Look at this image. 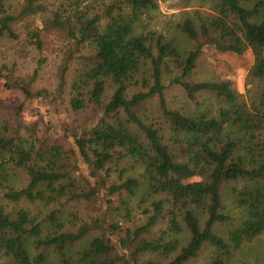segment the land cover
<instances>
[{
  "label": "trees",
  "instance_id": "obj_1",
  "mask_svg": "<svg viewBox=\"0 0 264 264\" xmlns=\"http://www.w3.org/2000/svg\"><path fill=\"white\" fill-rule=\"evenodd\" d=\"M204 1L181 42L136 31L158 0H0L3 264H227L263 232L264 0ZM247 52L243 93L190 80L206 53Z\"/></svg>",
  "mask_w": 264,
  "mask_h": 264
},
{
  "label": "rangeland",
  "instance_id": "obj_2",
  "mask_svg": "<svg viewBox=\"0 0 264 264\" xmlns=\"http://www.w3.org/2000/svg\"><path fill=\"white\" fill-rule=\"evenodd\" d=\"M210 11L209 5L204 0H158V8L153 10L150 15L143 16L139 24L136 26V31H156L165 35H177L182 42L181 35L178 33L177 24L184 18L190 17L197 21L199 16H203ZM48 64L45 68V73L42 75L43 84H53L54 68L57 64L58 58L54 54H50L48 57ZM252 64V55L247 52L243 56L236 55H219L213 56L206 53L199 61L194 74L190 77L192 81L198 80H212V79H227L231 80L237 87L238 91L243 93L244 91V77L247 70ZM168 83V81H166ZM166 99L171 108H177L185 101V97L180 93L179 89L171 85L167 89ZM0 99L8 104H11L13 99L12 93L4 92L0 87ZM201 109L211 110L214 112L220 106L212 98L203 97L199 101ZM156 100H152L146 104L147 112L152 113L155 110ZM44 110L37 103H31L23 114L24 120L27 122L34 119H40L44 121ZM135 174H140L142 169L136 166ZM228 199L226 203L228 204ZM230 206V204H228ZM227 206V207H229ZM231 208V207H230ZM232 210V209H231ZM234 211V209H233ZM209 259V253L204 252L195 262L192 264H207ZM264 260V230L261 234L250 241H246L241 247L235 251L231 260L227 264H260ZM4 259L0 258V264H3Z\"/></svg>",
  "mask_w": 264,
  "mask_h": 264
}]
</instances>
